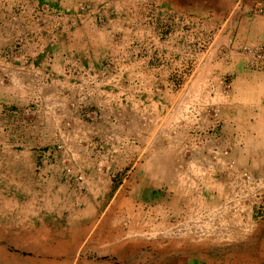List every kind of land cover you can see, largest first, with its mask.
<instances>
[{"label":"crops","instance_id":"1","mask_svg":"<svg viewBox=\"0 0 264 264\" xmlns=\"http://www.w3.org/2000/svg\"><path fill=\"white\" fill-rule=\"evenodd\" d=\"M42 5L61 15L45 19L44 35L18 49L31 11ZM258 46H264V0H0L1 78L22 76L30 63L73 94L64 72L112 64L116 77L98 80L101 92L92 103L106 117L126 100L132 107L126 129L143 139L152 130L137 127L138 99L149 101L168 127L179 90L200 96L212 88L211 102L224 106L221 133L235 137L233 157L252 171L264 167V63L243 48ZM222 80L230 84L225 98ZM26 96L0 85V264H216L212 252L172 246L162 234L168 211L193 203L168 188L170 150L154 146L119 188L116 179L93 173L76 209L54 175L43 178L32 156L6 141V100L19 105ZM149 192L155 200H147ZM248 257L241 264H264Z\"/></svg>","mask_w":264,"mask_h":264},{"label":"built area","instance_id":"2","mask_svg":"<svg viewBox=\"0 0 264 264\" xmlns=\"http://www.w3.org/2000/svg\"><path fill=\"white\" fill-rule=\"evenodd\" d=\"M23 6L18 2L16 7L25 11ZM79 10L88 12L83 6ZM60 15L47 5L32 10L18 49L36 43L44 35L40 28L48 26L45 19ZM243 49L264 63V46ZM26 67L18 78L0 77V85L27 93L24 104L6 100V141L12 142V149L31 155L43 178L54 175L56 186L73 194L76 209L89 191L93 173L102 180L116 179L119 188L157 146L172 152L168 188L184 192V201L193 202L168 211L162 230L168 240L226 247L246 240L256 223L264 221V167L252 171L237 164L235 137L230 141L221 133L224 106L211 102L217 97L214 89L205 88L201 97L179 90V109L168 127L165 118L151 113L149 101L138 99L137 127L144 130L150 125L152 130L143 139L126 129L125 113L132 109L126 100L113 104L106 117L92 103L95 93L101 92L98 80L116 77L112 64L97 72H64L61 79L75 88L73 94L64 92L52 74L38 75L30 63ZM229 85L222 80L221 97L227 96Z\"/></svg>","mask_w":264,"mask_h":264},{"label":"rangeland","instance_id":"3","mask_svg":"<svg viewBox=\"0 0 264 264\" xmlns=\"http://www.w3.org/2000/svg\"><path fill=\"white\" fill-rule=\"evenodd\" d=\"M255 9V8H254ZM260 11L256 8L254 11ZM258 13V12H256ZM157 196V194H155ZM155 200V196L152 197V192H149L147 200ZM172 246L180 245L184 243L188 245L189 248H193L194 250H204L210 251L212 254L217 255L216 264H241V259L243 257L252 256L253 258H264V221L256 223L255 229L252 231L250 236L241 243L229 245L226 247H213L209 243H193L189 241L182 242H170ZM256 252H253L257 248H259ZM253 252V253H252ZM208 253V252H205ZM262 253V254H261Z\"/></svg>","mask_w":264,"mask_h":264}]
</instances>
